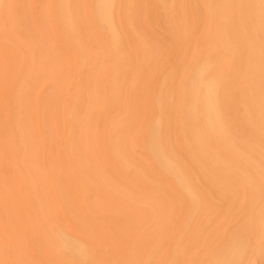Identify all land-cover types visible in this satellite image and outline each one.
<instances>
[{
    "label": "bare ground",
    "instance_id": "obj_1",
    "mask_svg": "<svg viewBox=\"0 0 264 264\" xmlns=\"http://www.w3.org/2000/svg\"><path fill=\"white\" fill-rule=\"evenodd\" d=\"M155 1L164 29L179 39L185 0ZM199 1L207 31L175 96V71L145 73L142 61L130 79L120 0H0V264H242L264 246V0H191L195 16ZM137 4L123 0V18L146 59ZM87 22L105 41L104 71L95 72L101 53L89 48ZM47 26L64 51L36 32ZM245 54L241 102L257 138L237 143L226 74ZM65 59L74 62L67 74ZM135 148L151 154L167 188L134 164ZM216 185L234 194L241 219L198 259L197 238L225 204ZM162 192L179 198L183 218L159 217L168 205ZM231 209L217 225L234 217Z\"/></svg>",
    "mask_w": 264,
    "mask_h": 264
},
{
    "label": "rangeland",
    "instance_id": "obj_2",
    "mask_svg": "<svg viewBox=\"0 0 264 264\" xmlns=\"http://www.w3.org/2000/svg\"><path fill=\"white\" fill-rule=\"evenodd\" d=\"M90 2V0H88ZM85 2V1H84ZM137 9L135 12V25L138 27V30L142 32L144 40L148 44V56L145 59L143 53L137 44L132 32L129 29V26L124 21L123 18V0L117 2L116 12L119 19L120 26L124 31L125 39L127 45L130 48V65H129V77L130 79H134L132 74L140 69L142 66V61H147V63L143 66L146 67L145 73L148 70L155 68V73L158 74L160 71L164 70L167 74L175 71V77L172 80V89L174 91L175 96L177 95V83L181 81L183 76H186L189 72L191 64L194 60L192 58L195 54L194 48L195 45L199 44L197 42V38L201 35L205 34L207 31L208 18L206 13L204 12V2L201 4L199 1L200 14L195 16L192 10L191 0H185V9L182 14L181 21L176 29H179V39H176L174 35L166 31L163 27L161 15L157 9V3L155 0H137ZM118 8V9H117ZM232 18L234 21V33L237 39H240L244 35V29L241 28L238 24V14L236 12L232 13ZM94 24V22L92 21ZM87 29L90 34L89 48L91 51H99L101 53L100 65L96 68V71H104L102 67L105 68L107 65V47L105 46V41L101 39V35L99 32L87 22ZM36 32L38 34H48L50 35L51 46L53 48H58L60 51H64L65 47L61 45L59 40L57 39V35L52 28L47 26L45 28H37ZM98 35V37H97ZM202 37L200 38L202 44ZM68 44V42H67ZM98 53V52H97ZM248 58L246 54L242 57V62L238 64V68L234 73L226 74L227 79L230 80L229 90H228V101L229 105L227 108V119L229 121L230 129L232 134L235 137V141L237 143H241L245 138L256 139L257 136L253 131L252 124L254 123L251 120L250 123L245 121V116L247 115V111L244 109V105L241 102V92H243V84H241L242 77L245 73V63ZM69 61V62H68ZM59 62V61H55ZM73 59H65L64 62V70L63 73L67 74L73 65ZM69 64V66H67ZM102 81V79H99ZM231 89V91H230ZM134 123L133 128L136 127V124L139 123L137 121ZM177 139H179L180 144L182 143V134H178L177 132L173 134ZM149 138V135L146 136ZM186 140V139H185ZM134 161L135 165L137 163L145 166L146 169L152 172L151 176L154 177L155 180L162 182L166 188L168 185L166 184L165 177L160 174V171L155 167V162L151 156V154H145L140 151L139 148H135L134 153ZM132 168H130V172ZM202 181L205 185L212 180L209 175L202 176ZM236 186V185H235ZM238 191V197L241 194V189L236 187ZM93 188H90L89 191H92ZM211 191L215 197H219L222 195L224 199L223 210L219 213L216 219L212 222V224H205L204 229L201 231L197 238L196 246L193 252H196L197 258H203L207 255V249L212 248L213 254L217 251L219 247H221L227 238H229L236 230V225L241 219V214H239V209L236 204V197L229 190H223L219 185L211 188ZM167 197L168 205L166 204L163 208L158 210L159 217H164L165 215H170L174 213L175 215L180 214L181 218L184 217V210L182 209L181 201L174 194L169 195L168 193L162 192V198ZM221 197V196H220ZM232 208V211H236L234 217L226 221L224 224H219V218L225 209ZM211 209L213 210V214L216 216V212L221 209L217 204H212ZM211 214V215H213ZM171 216V219L175 216ZM213 215V216H214ZM163 218V219H164ZM221 227L226 228V234L219 239H214L213 237H206V233L210 232L211 234L215 233V229H219ZM233 232V233H232ZM171 237V233H169L165 238L161 239L163 246L162 250H165L167 247V243ZM264 242V239L261 240ZM110 253V251H109ZM242 264H264V246L259 247L257 254H248L245 256Z\"/></svg>",
    "mask_w": 264,
    "mask_h": 264
}]
</instances>
